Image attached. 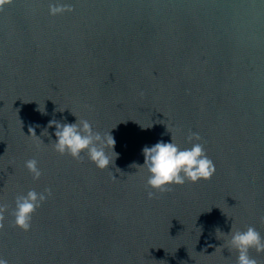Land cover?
Here are the masks:
<instances>
[{
	"label": "water",
	"instance_id": "obj_1",
	"mask_svg": "<svg viewBox=\"0 0 264 264\" xmlns=\"http://www.w3.org/2000/svg\"><path fill=\"white\" fill-rule=\"evenodd\" d=\"M53 119L110 131L114 165L58 153ZM190 133L215 174L150 199L142 149L190 148ZM45 188L30 230L15 227L16 196ZM0 204L7 264H236L228 234L264 236V0H7Z\"/></svg>",
	"mask_w": 264,
	"mask_h": 264
},
{
	"label": "clouds",
	"instance_id": "obj_2",
	"mask_svg": "<svg viewBox=\"0 0 264 264\" xmlns=\"http://www.w3.org/2000/svg\"><path fill=\"white\" fill-rule=\"evenodd\" d=\"M7 3V0H0V6ZM70 11L69 6L52 5L50 12L52 15L63 11ZM142 94V93H141ZM48 127H54L53 143L54 149L61 155L68 154L76 160H82V153L93 162L97 168L103 170L114 165L118 154L114 152L115 139L111 132L101 133L94 130L92 124L87 119H77L75 123L49 121ZM29 132L35 136L34 129ZM37 139H39L37 137ZM197 133H190L188 141L190 148L183 150L172 140V142H157L154 146H145L142 149L144 164L149 176L147 186L155 191H149L148 197L151 199L157 192H165L172 184L183 185L186 181L193 183L201 180H210L216 172L214 162L206 155L204 147L199 142ZM111 151V156L108 152ZM114 157V158H113ZM25 167L32 174L34 180H38L41 171L38 162L30 159L25 162ZM118 170V169H117ZM52 195L50 188H45L42 192L29 190L26 194L18 195L15 198L14 226L23 231L31 228L32 215L38 208ZM8 210L6 205L0 204V229L4 227V213ZM264 223V217H261ZM230 238L225 241L230 250L237 253L236 264H258L256 258L250 255L254 250L257 254L264 253V236L255 226H248L246 230L231 231ZM0 264H7L6 260L0 259Z\"/></svg>",
	"mask_w": 264,
	"mask_h": 264
}]
</instances>
